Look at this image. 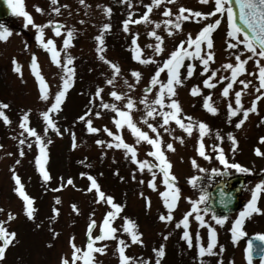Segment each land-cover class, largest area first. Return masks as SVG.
Listing matches in <instances>:
<instances>
[{"label": "rangeland", "instance_id": "obj_1", "mask_svg": "<svg viewBox=\"0 0 264 264\" xmlns=\"http://www.w3.org/2000/svg\"><path fill=\"white\" fill-rule=\"evenodd\" d=\"M151 2L152 0H85L84 4H80L79 0H58L57 5H52L51 0H22L24 10L31 15L34 23L45 25L41 40L44 43L48 39L54 41L53 46L59 52L57 59L60 64L53 62L51 52L36 40L37 30L31 24L25 27L23 17L13 14L0 22L9 30L16 31H10L11 34L5 40H0V102L9 105L3 111L10 120L9 124H5L0 119V221L8 232L15 233L13 245L9 244L0 264H58L63 258L72 264L73 244L87 251L90 222L95 221L91 229V237L94 238L101 234L106 214L115 211L105 199L97 195L89 176L96 180L106 196L113 197V202L121 205L116 218L110 220V226L117 229L112 234L115 238L93 241L94 248L104 247V251L92 252L91 264H120L119 240L125 242V255L133 257L128 264H155L157 259L160 264H248L246 235L264 233V212L246 217L243 224L246 235L233 241L230 231L232 223L245 206L227 216L223 225H220L212 219L214 214L207 209V200L199 201V198L202 193L208 194L219 179L247 174L250 177L246 180L241 198L248 200L255 184L264 180V155L256 154L257 149L264 153V141L261 140L264 137V96L255 101L256 111L250 112L246 119L242 110L237 111L235 116L230 115L228 110L229 104L233 109L237 108L234 95L236 91L245 92L241 93V109L250 108L252 98L264 92V89L257 91L260 83L259 67L264 66V58H259L257 65L256 58L248 59L252 53L241 51L240 59L246 60L245 71L232 81L231 70L223 65L230 63L235 66L237 60L234 53L244 47L239 43L240 36L234 41L237 49L227 47L232 38L227 36L224 25L226 16L217 13L212 17L191 18L190 13L186 12L185 15H189L190 19L181 21L179 29L174 24L166 26L164 23L169 19L175 22L180 6L203 13L212 11L213 0L208 3H201L200 0L162 2L152 8L148 17L149 21L159 23L158 28L152 22L132 23L131 21L143 16L147 10L145 5ZM63 5L67 7H60L59 14L52 11ZM36 6L43 12H38ZM104 7L110 8L111 12L105 13ZM165 9L171 10L169 16L163 15ZM217 18L221 19V23L211 33L214 58L209 61V71H203L204 66L198 57H185L178 69L182 83L173 85L175 95L169 97L167 89L160 93L161 84L167 82V70L160 73L156 84H151V77L157 67L162 66L163 61L178 46L194 52L195 45L187 44L189 34L195 39L207 23ZM125 19L130 20L127 32L123 27ZM50 20L63 26L59 36L52 30L54 25L48 23ZM105 23L110 24V28L102 30ZM69 29L74 30L73 36L70 45L64 46L63 40L67 38ZM152 31L162 41L158 42L154 36H149L148 33ZM97 35L102 36V45L95 39ZM133 36L136 37L135 45L132 43ZM157 43L162 47L159 54L155 52ZM137 46L140 60L134 59ZM98 47L103 51L98 52ZM207 51L205 44L201 43V55H205ZM33 55L37 61V70L47 87V100L41 99V85L31 66ZM101 55L105 60L118 65L119 70L114 73L110 64L100 58ZM68 56L73 58L72 63L67 65L73 70L70 87L65 91L60 110L49 113L56 125L54 129L47 125L42 113L54 102L55 93L63 88L64 80L68 79V73L63 70ZM149 57L155 63L141 62ZM13 60L20 67L19 73L14 71ZM189 63L194 65L193 75L186 77V65ZM213 70H216V76L209 82L214 87L209 88L203 81ZM134 71L141 75L134 77ZM221 76L226 79L220 80ZM109 79L113 80L112 84L106 82ZM240 80L250 83L243 87L238 84ZM228 83H232V88L225 97L222 90ZM193 87L199 89L196 95H192ZM97 88L101 89L99 96L96 95ZM146 88L150 91H145ZM112 91L119 93L122 98L117 100L111 96ZM157 94L164 100L163 109L153 103ZM243 95L245 99H242ZM129 97L134 104L131 109L126 107ZM205 97H209V104L218 109L215 114L203 107ZM171 99L178 101L182 109L178 116L182 121L193 125L191 134L171 119L168 124H163V117L159 113L174 111L168 107ZM103 104H114L117 110L105 108ZM149 110L153 111L152 116H147ZM119 111H127L132 122L146 132L149 138L159 140L161 151L170 164V175L175 177V180L169 182L179 189L178 201L171 212L170 221L159 219L160 215L169 214L164 198L160 195L167 190L160 168L152 167L149 171L146 166L141 170L139 163L131 159V153L126 154L127 150L123 147H115V135H119L123 141L134 145L137 161H147L149 166L160 163L156 158L149 157L154 147L147 141L139 140L126 123L117 128L115 120L123 119L119 116ZM97 112L100 113L99 116L96 115ZM24 113L28 114V127L35 129L41 136L46 154L42 162L44 170L50 176L48 181L43 179L36 164V158L42 155L41 145L36 143L34 136L19 126ZM81 116L84 117L83 120L79 119ZM240 119L244 123L236 128ZM89 120L99 133L88 131ZM198 122H204L208 126L203 137L200 136ZM148 124H152L156 132ZM105 127L114 136H109L104 131ZM229 133L235 139V146ZM96 138L105 140L112 146L109 147L106 143L96 144ZM20 140L25 142L21 144ZM201 143L204 145L205 156L199 154ZM168 144H172L173 148L168 149ZM21 151L23 156L20 155ZM221 151L229 164L238 163L250 171L241 173L225 168L217 159ZM213 169L218 172H213ZM13 173L19 176L23 191L34 197L32 219L26 214L23 198L15 191L18 186ZM193 176L197 177L194 184L189 183ZM69 178L72 180L71 184L67 183ZM149 181H152L155 188L149 186ZM192 202H198L196 206L205 220L203 226L195 219ZM73 205L78 211H74ZM257 206L264 210V192L258 194ZM54 209L58 211H53ZM9 213L14 214L13 219L8 218ZM186 213H190L187 231L191 237V247L183 238V225L177 226ZM124 217L133 222V231L142 234V244L132 242L130 234L122 230ZM209 226L216 232L214 254L200 255V246L206 247L209 242ZM161 245L164 246L165 255L157 257L154 249L158 250ZM82 255L83 253L77 255L75 264H84V260L80 258Z\"/></svg>", "mask_w": 264, "mask_h": 264}, {"label": "snow or ice", "instance_id": "obj_2", "mask_svg": "<svg viewBox=\"0 0 264 264\" xmlns=\"http://www.w3.org/2000/svg\"><path fill=\"white\" fill-rule=\"evenodd\" d=\"M57 2H58V0H51L52 5H57ZM84 2H85V0H79L80 4H84ZM121 2H124V0H121ZM162 2L173 3L174 0H152L151 4L145 5L147 10L144 12L143 16H141L138 20H134L131 22L132 23H139L141 21L152 22V21H149V19H148L149 12L152 10V8L154 6H159ZM200 2L201 3H208L209 0H200ZM5 3L11 9L13 14L24 18L25 27H27L28 24H31L32 27L37 30L36 40L41 42L43 47L51 52V59L53 60V62L60 64V61L57 59V57L59 56V52L53 46L54 41L52 39H48L47 42L44 43L41 40V36L43 34V30H44L45 25H39V24L34 23L31 15L27 11L24 10L22 0H5ZM213 3H214V7H213L212 11H209L207 13H203L200 11H193L191 9H186L183 6H180L178 9V12L176 13L175 22L172 21L171 19H169L167 21H164V23L166 26L168 24H174V27L176 29H179L181 27L180 22L189 20L190 16H191V18H196V17L206 18V17L215 16L217 13H219L221 15H224L226 13L227 36L229 38H232L228 42L227 47L230 49H237V43L234 41L237 40L238 34L240 36H242V38L239 39V43L244 46L243 49H237V52L234 53L235 58L237 60V63L235 66H233L230 63L223 65V67L231 70V80L235 81L238 74L245 71L244 64L246 63V60L240 59L239 53L241 51L246 50V51L252 53V56H249L248 59L256 58V64L257 65H259V58H264V0H236V4L239 6V19H240V21L243 22V25L245 27H241L239 24L236 23L235 13H234V9L232 6V0H213ZM60 7H67V6L66 5L58 6V7L53 8L52 11L59 14ZM129 7H131L130 2H129ZM36 10L38 12H43V10L40 9L38 6H36ZM103 10L105 13L111 12V9L108 7H104ZM186 12L190 13V16L185 15ZM170 14H171L170 9H165L163 12V15H165V16H169ZM129 16H131V13H129ZM83 22L84 21H81V23H83ZM48 23L54 25L52 30L54 31V33L57 36H59L61 33V28L63 26L59 22L54 23L51 20ZM129 23H130V20H128V19H125L123 21L124 31H126V32L128 31ZM152 23H156V22H152ZM220 23H221L220 18L215 19L213 22L207 23L202 28V30L198 33V35L195 37V39H193L191 37V35L189 34L188 39H187V44L188 45H195V51L190 52L186 48L182 49L181 46H178L176 48V50L172 51L170 53L169 57L163 61L162 66L157 67L155 74L151 77L150 83L156 84L158 82L157 78L160 76V73L166 69L167 70V82L161 84L160 93H163L164 90L167 89L168 96L169 97L174 96L175 92H174L173 85L182 83L178 69L181 67L182 61L184 60L185 57H189V58H192L193 56L198 57L200 63L204 66L203 71L208 72L209 71V61H212L214 58V53H213V51H211V49L213 48V40L211 38V33L215 28H217L220 25ZM159 26H160L159 23H156V27L158 28ZM109 28H110V24H108V23H105L102 25V30H106ZM73 31L74 30H72V29H69L67 31V38L63 40L64 46L70 45L71 38L73 36ZM10 34H11L10 30L7 27H5L3 24H0V40H5ZM148 34H149V36H154L158 42L162 41V38L160 36H158L155 31L149 32ZM95 39L101 45L103 44V39H102L101 35H97L95 37ZM202 42L206 43V48L208 49V51L205 53V55H201V43ZM132 43H133V45L136 44V37L135 36H133ZM183 44H184V41L181 42V45H183ZM149 47H152V45H149ZM97 51L102 52L103 49L98 47ZM161 51H162L161 44L157 43L155 45V52L157 54H159ZM100 58L102 60H105V57L103 55H101ZM72 59L73 58L71 56H68L67 57V63L65 65H63L64 72L68 73V79L64 80L63 88L55 93L54 102L51 103L50 107L42 113L44 121L47 123V125L51 126L54 129L56 128V125L53 122V120L49 117V113L60 110V104L65 97V91L68 87H70V80H71V75H72L73 70L71 68H69L67 65L72 63ZM134 59L140 60L138 46H137L136 54L134 55ZM105 62L110 64V66L114 70V73L119 70L118 65L112 63L111 61H107V60H105ZM141 62L155 63V61H153L151 57H149L148 60L141 61ZM13 64L15 65L14 71L19 73L20 67H19V65L16 64L15 60H13ZM31 66H32L33 72H34L37 80L40 82V85H41V88H40L41 99L47 100L48 99L47 87L45 85L43 77L40 75L39 71L37 70V61H36L35 55H33V57H32ZM193 68H194V65H192L191 63L186 65V77H190L193 75ZM132 75L134 77H139L141 74L139 72L134 71L132 73ZM214 76H216V70H213L211 72V75L203 81L204 85L209 87V88L214 87V85L209 82L211 80V78ZM224 79H226V78L223 76L220 77V80H224ZM259 81H260L259 88L257 89L258 92H259V89H264V66L259 67ZM106 82L108 84H112L113 80L109 79ZM239 83L244 85L245 87H247V85L250 82L240 80ZM125 84H127V81H125ZM129 87H131V85H129ZM231 88H232V83H228L227 86L223 88L222 95L227 97L229 95V89H231ZM100 91H101V89L97 88V91H96L97 96H99ZM145 91H150V89L146 88ZM191 92H192V95H196L199 92V89L196 87H193ZM110 95L115 97L117 100H120L122 98L121 95L119 93H117L116 91H112L110 93ZM234 95H235V104L237 105V108L233 109L232 105L229 104L228 110H229L230 115L235 116L237 111L242 110L243 111V117L246 119L250 112L256 111L255 101H253L252 106L250 108L241 109L240 108L241 91H236ZM261 96H264V92H261L260 95H257L256 100H259L261 98ZM141 102L143 103V101H141ZM153 103L160 105L161 109H163V107H164V100L160 94L156 95V99L153 101ZM102 106L105 108L110 107L114 111L117 110L116 105H114V104L113 105L103 104ZM8 107H9L8 104L0 102V119H2L5 124L10 123L9 117L3 111V109H7ZM126 107L128 109H131L134 107V104H133L131 97L128 98ZM146 107H148V106L146 105ZM168 107L170 109H174V111H161L159 113L163 117V124H165V125L168 124L169 120L171 119V120L175 121V123L177 125H179L182 129H184L186 132L191 134L193 125L192 124H185L182 121V119L178 116V113H181V111H182V109L179 106L178 101L175 99H171ZM203 107L205 109H207L212 114H215L218 111V109H216L211 104H209V97L204 98ZM118 114L123 119L115 120V124H116L117 128H119L122 124L126 123L127 127L129 129H131L132 133L135 136H137L139 138V140L147 141V143L152 145L155 149L154 151H151L149 154L151 156L155 157L160 163H159V165L149 166L147 161H137L136 149L132 145L125 143L121 136L115 135V140L117 141V143L115 144V147L116 148L123 147L124 149L127 150L126 154L131 153V159L134 162L139 163V167L141 170H143L146 166H148L149 171H151L152 167H159L160 170L163 172V183L167 186V190L161 192L160 195L162 198H164V203L168 209L169 214L167 216L160 215L159 219L161 221H164V220L170 221V220H172L171 212H172L173 208L176 206V203L178 201L179 189L176 188L174 184L169 182L170 179L175 180V177L170 176V172H169L170 164L167 161L164 153L161 151L159 140L149 138V136L146 132L142 131L140 128H138L132 122L131 117L129 116V113L127 111H119ZM96 115L99 116L100 113L97 112ZM152 115H153V111L149 110L147 112V116H152ZM79 119L83 120L84 117L81 116V117H79ZM188 119H191V118L189 117ZM243 123H244V120L240 119L236 123L235 127L239 128V127H241V125ZM88 125H89V127H88L89 132L99 131L97 128H94L91 126L90 120L88 121ZM19 126H20V128L25 129L29 135L34 136L36 143L38 145H41L40 151H41L42 155L38 156L36 158V164L40 169V172L43 176V179L45 181H48L50 179V176L47 173V171L44 170L43 162H42L43 159L45 158L46 154H45L44 146L42 145L41 136L36 133L35 129L28 127V114L27 113H24V115L22 116ZM148 127L150 129H152L153 132H156V128L152 124H148ZM198 127H199L200 136L203 137L205 135L206 131L208 130V126L204 122H198ZM165 130H167V129H165ZM104 131L107 132V134L109 136H114V133H112L106 127L104 128ZM229 137L232 138L231 133H229ZM217 138H219V136H217ZM177 139H180V138H177ZM232 139H233V146H235V139L234 138H232ZM261 140L264 141V137H261ZM24 142H25L24 140H20L21 144H23ZM96 143L100 144L102 142L98 140V141H96ZM29 146H31V145H29ZM73 146H75V145H73ZM108 146L111 147L112 145L109 144ZM167 148L172 149L173 148L172 144H168ZM23 154H24L23 151H21L20 155L23 156ZM199 154L201 156H205V150H204L203 143H201V145H200ZM256 154L257 155H264V153H260V151L258 149L256 150ZM217 159L219 160L220 164L225 166V168H232V169H235L237 172H241V173H247L250 171V169L243 167L238 163L229 164V161L226 159V157L222 153V151L217 156ZM193 164L195 165V161H193ZM201 171H203V169H201ZM212 171L218 172L217 169H213ZM13 178H14L17 186H18L15 188V191L23 198V200L25 202L26 214H27L29 219H32L33 213H34V208L32 207L33 198L29 197L23 191V185L21 184L19 176H17L15 173H13ZM89 179L91 180L92 188H94L96 190L97 195L100 198L105 199V202L107 204L111 205L112 209H115V211H109L106 214L104 221H103V224H102L101 229H100V231H101L100 235H97L94 238L91 237V229H92V226L95 224V221H91L90 224L88 225L89 242L87 244V251H84L82 257H80L81 259L84 260V264H91V260H92L91 253L92 252H101L102 253L104 251V247L94 248L93 247V241H99V240L105 239L107 237L115 238V237H113L112 234L116 233L117 229L110 226V220L115 219L117 214L121 210V205L118 203H114L113 197L106 196L105 193L100 190L99 185L97 184V182L94 178L89 176ZM121 179H122V177H121ZM153 179H155L154 173H153ZM196 180H197V177L193 176L191 178V180L189 181V183L194 184V182ZM67 183L71 184L72 180L69 178ZM62 186L63 185H61V187ZM149 186L155 188V185L152 183V181H149ZM260 192H264V180H261L255 184L254 188L252 189L251 199L247 202V204L245 205L243 210L240 211L237 218L233 221L232 227L230 229V231L232 232V240L233 241H236L238 239V237L246 235V233L243 231V224H244V220L246 217H250L252 214H261L262 212H264V210H262L260 207L257 206L258 194ZM169 197H170V199H169ZM207 199H208V194L202 193L200 195L199 201H206ZM221 202L223 203V201H221ZM197 203L198 202H192V211L196 213L195 219L199 222V224L201 226H203L205 224V220H204V217L202 215H200V209L197 208V206H196ZM72 207H73L74 211H78V209H76L75 205H73ZM205 210H207V209H205ZM53 211H58V210L54 209ZM189 215H190V213H186L183 216V218L180 220V222L177 226L179 227L180 224L183 225V227L185 229V231L183 232V238L188 242L189 247H191L192 241H191V237L189 235V232L187 231V229L189 227ZM8 218L13 219L14 214L9 213ZM123 219H124V224L122 225V230L124 232L130 234L132 242L142 244L143 241L140 239V236L142 234L133 231V222L128 220L126 217H124ZM212 219L215 220V222L217 224L223 225V223L227 219V216H223V215L217 216L214 214L212 216ZM208 236H209V242L207 243V246L206 247L200 246V248H199L200 255H204L205 253L214 254L213 248L216 245V232H215V229L212 228L211 226L208 227ZM14 237H15V233L14 232H8L7 229L3 226V222L0 221V241H2V243H0V260H2L4 258L5 250L9 246V244L12 243ZM254 239L259 241L260 243L254 245L252 240L248 241V245L246 248V258L248 260V264H252V254L254 251L259 254L260 264H264V233H256L254 235ZM197 240H199L198 235H197ZM120 245H124V246H120ZM72 247L74 249V251L72 253V264H75V261L78 258L77 253H80L81 249L76 247L75 244H73ZM125 247H126L125 242L123 240H119L118 252H119L120 264H128L129 261L133 260V257H129V256L125 255ZM221 250H222V246H221ZM154 251L156 252L157 257H163L165 255L163 245H161L158 250L154 249ZM62 264H69V261L67 259H62ZM145 264H146V262H145ZM155 264H160V260L157 259Z\"/></svg>", "mask_w": 264, "mask_h": 264}, {"label": "water", "instance_id": "obj_3", "mask_svg": "<svg viewBox=\"0 0 264 264\" xmlns=\"http://www.w3.org/2000/svg\"><path fill=\"white\" fill-rule=\"evenodd\" d=\"M232 3L234 5V13L237 17L236 23L239 24L241 27H244L243 22L239 19L238 9H235L237 7L239 8V6L236 4V0H232ZM9 10L10 8L5 3V0H0V18L8 15ZM223 184L224 183L222 182L217 184L211 192V196L209 198L210 208L219 214H227L236 209L237 205H235V203L241 190L239 187L235 190L225 192ZM221 201H223V203ZM252 241L254 245L260 243L255 239H252Z\"/></svg>", "mask_w": 264, "mask_h": 264}]
</instances>
